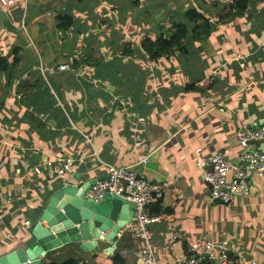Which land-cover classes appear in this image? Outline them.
I'll return each mask as SVG.
<instances>
[{"label": "crops", "instance_id": "obj_1", "mask_svg": "<svg viewBox=\"0 0 264 264\" xmlns=\"http://www.w3.org/2000/svg\"><path fill=\"white\" fill-rule=\"evenodd\" d=\"M0 13V255L54 191L127 167L163 191L147 207L156 264H176L198 239L238 253L234 264H264V178L229 205L210 201L203 180L216 153L238 164L237 131L264 125V0H26ZM176 30L187 44L149 59L144 42ZM69 157V174L49 180L42 165ZM143 246L127 227L111 253L70 244L40 264H142Z\"/></svg>", "mask_w": 264, "mask_h": 264}, {"label": "built area", "instance_id": "obj_2", "mask_svg": "<svg viewBox=\"0 0 264 264\" xmlns=\"http://www.w3.org/2000/svg\"><path fill=\"white\" fill-rule=\"evenodd\" d=\"M26 0H0V8L8 10L17 6L24 7ZM68 70L60 65L55 69L42 67L43 74L52 75L59 71ZM19 98V97H17ZM237 142L243 150L238 164L233 165L224 160L223 156L216 153L209 158V170L203 173V180L208 187L210 201L222 205H229L235 197H249L248 182L253 177L264 178V125L255 128L243 127L237 131ZM195 160L201 163V149L194 150ZM71 158L48 162L42 165L46 171V177L53 180L63 177L71 171ZM41 166L32 168L35 176L41 174ZM107 181H100L87 193L95 201L104 194L116 195L135 206L133 220L128 226L129 235L133 239L143 241L144 246L139 251L142 264H156L155 257L147 243V226L156 222L157 217L148 215L147 207L161 200L163 191L161 187L138 177L127 167H108ZM174 239V237H173ZM242 262L238 253H233L222 243H216L208 239H198L190 244L187 255L179 259L176 264H234ZM251 264H254L253 262Z\"/></svg>", "mask_w": 264, "mask_h": 264}, {"label": "water", "instance_id": "obj_3", "mask_svg": "<svg viewBox=\"0 0 264 264\" xmlns=\"http://www.w3.org/2000/svg\"><path fill=\"white\" fill-rule=\"evenodd\" d=\"M3 15L0 13V27ZM264 148V145L262 146ZM38 160L37 155L31 156ZM102 179H92L73 186L66 183L48 198L37 220L31 224L18 247L0 255V264H40L49 252L75 245L83 253H99L98 244L114 248V239L133 220L135 206L116 195L104 194L95 201L88 191Z\"/></svg>", "mask_w": 264, "mask_h": 264}, {"label": "trees", "instance_id": "obj_4", "mask_svg": "<svg viewBox=\"0 0 264 264\" xmlns=\"http://www.w3.org/2000/svg\"><path fill=\"white\" fill-rule=\"evenodd\" d=\"M232 12H233L232 9H230L229 12L225 16L220 18L219 23L224 22L227 19H231L234 16ZM57 19L61 21L58 27L66 28L69 25L70 21L67 18L57 17ZM193 38L195 40L201 39L200 34H198L196 30L193 31ZM186 44H187V40L185 39L184 32L182 30H176L168 34L167 36L160 34L156 40L145 41L142 46V49L144 53L149 57V59H155L157 57L169 55L173 53L174 51H179ZM83 64H85L86 66L89 65V67L95 66V65H90L94 63L87 62V61H85ZM64 264H74V262L71 260Z\"/></svg>", "mask_w": 264, "mask_h": 264}, {"label": "rangeland", "instance_id": "obj_5", "mask_svg": "<svg viewBox=\"0 0 264 264\" xmlns=\"http://www.w3.org/2000/svg\"><path fill=\"white\" fill-rule=\"evenodd\" d=\"M49 76V75H48Z\"/></svg>", "mask_w": 264, "mask_h": 264}]
</instances>
